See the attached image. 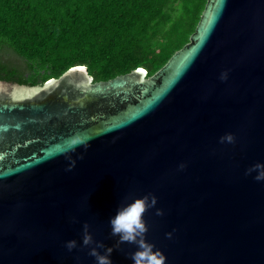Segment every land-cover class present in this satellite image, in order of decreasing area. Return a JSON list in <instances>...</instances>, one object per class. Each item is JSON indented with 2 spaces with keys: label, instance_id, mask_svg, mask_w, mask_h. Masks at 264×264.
I'll list each match as a JSON object with an SVG mask.
<instances>
[{
  "label": "water",
  "instance_id": "water-1",
  "mask_svg": "<svg viewBox=\"0 0 264 264\" xmlns=\"http://www.w3.org/2000/svg\"><path fill=\"white\" fill-rule=\"evenodd\" d=\"M257 162L264 0H206L149 76L93 81L75 65L37 86L0 80V264H96L84 222L112 264H132L137 245L108 220L149 193L145 239L164 264H264V180L246 173Z\"/></svg>",
  "mask_w": 264,
  "mask_h": 264
},
{
  "label": "trees",
  "instance_id": "trees-1",
  "mask_svg": "<svg viewBox=\"0 0 264 264\" xmlns=\"http://www.w3.org/2000/svg\"><path fill=\"white\" fill-rule=\"evenodd\" d=\"M206 0H0V80L37 86L84 65L93 81L157 71Z\"/></svg>",
  "mask_w": 264,
  "mask_h": 264
},
{
  "label": "clouds",
  "instance_id": "clouds-1",
  "mask_svg": "<svg viewBox=\"0 0 264 264\" xmlns=\"http://www.w3.org/2000/svg\"><path fill=\"white\" fill-rule=\"evenodd\" d=\"M226 74H222L224 78ZM221 141L233 142L234 136L232 133H225L220 137ZM74 166V161L72 165ZM183 167V165H181ZM256 171L254 179L264 180V164L257 162L246 169V173ZM156 203V197L153 194H145L136 197L131 202L117 206L115 214L109 217L108 223L110 231L113 235L118 236L121 242L127 241L137 245L135 251L131 253L132 264H164L165 256L155 246L145 239L147 226L143 219V213L147 208L153 207ZM157 214H162L161 209H157ZM89 225L84 222L82 231V246L95 245L89 247V255L95 258L96 264H112L111 253L113 251L111 246L105 247L104 243L99 240H94L91 232H89ZM66 248L71 251L77 247L76 239H69L65 241ZM103 249V252L98 251Z\"/></svg>",
  "mask_w": 264,
  "mask_h": 264
}]
</instances>
